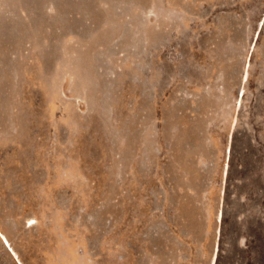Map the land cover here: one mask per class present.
Wrapping results in <instances>:
<instances>
[{
  "label": "rangeland",
  "instance_id": "1",
  "mask_svg": "<svg viewBox=\"0 0 264 264\" xmlns=\"http://www.w3.org/2000/svg\"><path fill=\"white\" fill-rule=\"evenodd\" d=\"M0 233V264H264V0H0Z\"/></svg>",
  "mask_w": 264,
  "mask_h": 264
},
{
  "label": "bare ground",
  "instance_id": "2",
  "mask_svg": "<svg viewBox=\"0 0 264 264\" xmlns=\"http://www.w3.org/2000/svg\"><path fill=\"white\" fill-rule=\"evenodd\" d=\"M0 238L2 239L3 243H4L5 245H7V247H8L9 249H11L10 246H9V243H8L7 239H6V238L4 237V235L1 234V233H0ZM12 254H13L14 257L16 258V255L13 253V251H12ZM17 256H18V255H17ZM16 259H17V258H16ZM17 261H19V260H17Z\"/></svg>",
  "mask_w": 264,
  "mask_h": 264
}]
</instances>
